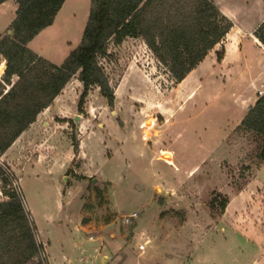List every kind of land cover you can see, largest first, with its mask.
<instances>
[{"label":"rangeland","instance_id":"obj_1","mask_svg":"<svg viewBox=\"0 0 264 264\" xmlns=\"http://www.w3.org/2000/svg\"><path fill=\"white\" fill-rule=\"evenodd\" d=\"M212 1L234 10L240 21L249 18L248 25L257 21L252 0ZM89 3L65 0L53 23L28 47L62 63L81 40ZM13 6L0 3V33L9 30ZM221 41L201 67L207 70L195 80L193 70L181 84L172 81L141 38L111 45L102 63L114 105L109 107L93 87L79 111L82 84L74 77L64 106L36 138L42 141L27 142L19 148L21 155L14 147L16 153L2 159L18 181L48 264H81L82 257L84 264L264 259V161L255 156L259 138L238 128L257 91H264V85L248 90L251 77L264 74V52L249 33L233 31ZM221 49L224 62L217 64ZM1 66L0 80L5 70L0 55ZM246 90L252 97L240 103ZM73 136L79 143L76 154ZM223 197L228 203L220 213L211 201ZM132 212L137 217L125 221ZM144 240L149 243L140 252L137 246ZM253 241L261 247H252Z\"/></svg>","mask_w":264,"mask_h":264},{"label":"trees","instance_id":"obj_2","mask_svg":"<svg viewBox=\"0 0 264 264\" xmlns=\"http://www.w3.org/2000/svg\"><path fill=\"white\" fill-rule=\"evenodd\" d=\"M13 1L16 9L8 25L12 33H0V55L5 62L0 80V156L71 78L82 84L79 111L93 87L112 107L115 92L102 63L111 45L141 38L166 67L172 81L179 83L233 25L212 0H90L79 44L62 63L55 64L29 48L28 43L53 23L65 0ZM253 35L264 50V19ZM223 54V49L216 53L218 62ZM238 128L259 138L255 156L264 161V93L247 109ZM72 145L74 154L78 153L75 136ZM0 177L4 187L11 185L1 166ZM18 189L4 188L7 199L0 201V264H48L42 256L44 245L37 238L34 220ZM211 202L222 213L228 199L213 198Z\"/></svg>","mask_w":264,"mask_h":264},{"label":"crops","instance_id":"obj_3","mask_svg":"<svg viewBox=\"0 0 264 264\" xmlns=\"http://www.w3.org/2000/svg\"><path fill=\"white\" fill-rule=\"evenodd\" d=\"M5 2H10L12 5H14L13 7L16 9V4L14 3L13 0H6ZM252 2L254 3L255 8L259 10L257 21L253 25H248L246 23V21L249 19L248 17H247L248 18L247 20L245 19L244 21H240L232 13V11H234V10L231 11V9L224 8L222 5L219 6V8L223 12V14H225L233 23L232 27L230 28L229 32L225 35L224 39H226L227 36H229L230 33H232L233 31H237V33H239V34H241V33H243V34L249 33L253 37V39L256 42V45L258 46V48L260 47L259 50L264 52L263 51V47L261 46L259 41L253 35V31L256 28V26L264 19V10H262L261 7H260V3H262V1L261 0H252ZM246 10H247V8H246ZM247 15H248V10H247V13L244 14V16L246 17ZM223 40L221 42H223ZM224 46L226 47V44H224ZM212 50H214V49H211L208 52V54L204 57V59L193 69V70H195V75L193 76L192 79L195 80L199 76V74H201L202 72L207 70V69H205L206 66H204L203 69H201V67H203V65L205 64V60L212 53ZM244 57H246V56H244ZM238 59H240L239 55H238V57L235 58L234 62H236V60L238 61ZM257 61L258 62H256V65H259L260 62L262 61V56ZM221 62H224V59H222ZM219 63L220 62H217V64H219ZM189 74L190 73H188L187 76L181 82H179L178 84L183 83L185 81V79H187L189 77ZM72 79L73 78H71V80ZM69 82L65 85V87L62 89V91L55 97L53 102L47 108H45L43 111H41L37 115L36 120L33 123H31L29 125V127H27V129H25L21 133V135L13 142V144L0 156L1 161H2V159H5L8 155H10L11 152H15L16 153L17 149H18L17 152L19 153V155H21L20 153H22L21 151H23V150H20L19 148H22L23 146H25L27 144V142H28V144H30V143H34V142L36 143V142L42 141V140L38 141V140H36V138H41L42 137L41 136V134H42L41 131L46 130L48 128V126H50L51 121L53 122V118L52 117L55 115V113H57L59 110H61L62 107L64 106V100L63 99L65 98V96H67L65 90L68 87ZM262 85H264V74L256 76V78L255 77H251V79L249 81V84H248V90L250 89V87L251 88L255 87V89L257 91L258 89H260V86H262ZM248 90H246V91H244L242 93L241 99H240V103L247 102V100H249V98L252 97L250 95V93L248 92ZM60 98H61V101H60ZM44 143H45V141H44ZM14 147H17V149H15ZM167 152H170V151H167ZM6 159H10V158L7 157ZM261 166H264V162H263V164L260 165V169H263L264 167H261ZM245 239H249L250 240V238H245ZM259 239H260V237H259ZM250 241H252V240H250ZM252 245H253L252 247H254L255 249L261 247V245L260 244H256L255 241L252 242ZM250 264H264V259H261V257H259L257 259L254 258L251 261Z\"/></svg>","mask_w":264,"mask_h":264},{"label":"built area","instance_id":"obj_4","mask_svg":"<svg viewBox=\"0 0 264 264\" xmlns=\"http://www.w3.org/2000/svg\"><path fill=\"white\" fill-rule=\"evenodd\" d=\"M257 93L259 94V96L260 95H262L263 93H264V91H262V90H258L257 91ZM144 140H146L147 139V135L146 134H144V136L142 137ZM0 166L3 168V170H4V173H5V176L10 180V184L11 185H8L7 187H4L3 186V181H2V179H1V177H0V201H3V200H5V199H7V195H6V193H4V188H8V187H10V186H12V187H14V188H17V190H18V181L16 180V178L14 177V175H13V173L3 164V161H1L0 160ZM135 217H137V213L136 212H132V213H130V214H127L125 217H124V220L125 221H129V220H131V219H134ZM95 238L92 236V235H90L89 237H88V240H90V241H93ZM40 241V240H39ZM41 242V241H40ZM149 243V240H144L142 243H139L138 244V246H137V249H138V251H140V252H143V250L145 249V246L147 245ZM101 247V246H100ZM99 250H100V248H95V251L96 252H99ZM42 256H47L46 255V250H45V247H44V251H43V253H42ZM80 261L82 262L81 264H84V262H85V258L84 257H82V258H80Z\"/></svg>","mask_w":264,"mask_h":264},{"label":"water","instance_id":"obj_5","mask_svg":"<svg viewBox=\"0 0 264 264\" xmlns=\"http://www.w3.org/2000/svg\"><path fill=\"white\" fill-rule=\"evenodd\" d=\"M7 32H8V34H11V33H12V30L9 29ZM4 69H5V67H4ZM79 120H80V116H79V115H75V116L73 117V121L75 122L76 127L79 126ZM97 182H98V179H97V178H93V179H92V183H93V184H95V183H97Z\"/></svg>","mask_w":264,"mask_h":264},{"label":"bare ground","instance_id":"obj_6","mask_svg":"<svg viewBox=\"0 0 264 264\" xmlns=\"http://www.w3.org/2000/svg\"><path fill=\"white\" fill-rule=\"evenodd\" d=\"M2 69H3V68H2V66H1V67H0V71H2Z\"/></svg>","mask_w":264,"mask_h":264}]
</instances>
